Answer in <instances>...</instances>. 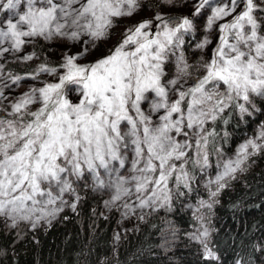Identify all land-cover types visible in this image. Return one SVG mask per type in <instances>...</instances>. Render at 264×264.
<instances>
[{"label":"snow or ice","instance_id":"snow-or-ice-1","mask_svg":"<svg viewBox=\"0 0 264 264\" xmlns=\"http://www.w3.org/2000/svg\"><path fill=\"white\" fill-rule=\"evenodd\" d=\"M207 4L199 0L193 15ZM262 4L229 0L215 6L207 26L225 22L217 26L212 54L194 64L177 51L182 34L193 30L192 20L160 13L128 28L106 54L80 64L88 47L107 38L114 18L134 14L138 0H0V13L7 14L0 20V58L33 38L82 45L79 53L65 56L60 67L66 72L57 82L33 87L8 106L0 101V217L13 226L33 217L38 223L62 210L66 193L75 197L69 205L75 210L79 196L73 185L85 176L94 187L114 190L106 205L133 195L139 208L157 201L170 205L174 190L181 196V187L191 190L194 176L187 165L209 164L208 137L215 131L206 125L228 109L250 114L255 98L264 99V20L255 14L264 12ZM209 44L205 38L197 47ZM170 57L175 71L169 77ZM56 71L40 64L29 75ZM0 97L7 99L2 91ZM258 138L264 140V130ZM250 147L260 146L252 140L241 146L239 157L217 175L212 197L226 187L221 181L240 169ZM124 207L134 211L128 202ZM208 236L205 228L193 238L203 244L206 258L218 259Z\"/></svg>","mask_w":264,"mask_h":264},{"label":"trees","instance_id":"trees-1","mask_svg":"<svg viewBox=\"0 0 264 264\" xmlns=\"http://www.w3.org/2000/svg\"><path fill=\"white\" fill-rule=\"evenodd\" d=\"M119 41L100 48L112 49ZM28 45L36 60L7 59L5 70L10 75H29L40 64L66 72L60 67L65 54L57 46L49 47L41 38ZM254 104L250 114L241 116L228 109L206 125L215 131L208 137L209 164L203 169L187 165L194 176L191 190L181 187L182 196L174 190L170 205L162 202L169 210L160 207L115 240V211L103 212L105 191L89 188L87 180L79 181L75 183L79 196L75 210L65 208L38 223L36 217L18 219L15 226L10 219L0 217V264H264V145L248 153L240 165L242 170L227 177L226 187L219 189L209 209L208 242L218 259L206 258L199 243L186 234L194 218L185 206V194L194 197L197 191L204 193L195 183L205 174L203 170L211 177L220 173L232 145L252 134L264 119V99L257 97Z\"/></svg>","mask_w":264,"mask_h":264},{"label":"rangeland","instance_id":"rangeland-1","mask_svg":"<svg viewBox=\"0 0 264 264\" xmlns=\"http://www.w3.org/2000/svg\"><path fill=\"white\" fill-rule=\"evenodd\" d=\"M229 0H209V4L205 5L198 14L193 15L195 11V6L199 3V0H171L170 3H165L163 0H138L139 8L134 12L132 16H125L120 18H114V26L109 29V33L107 38H102L100 40L95 41V45L93 47H88V51L86 55H83L79 61H94L97 57L102 54H106L108 48H100L101 45H113L114 41L122 40L123 34L126 30L138 22L143 20L153 19L157 13L165 17H174V18H181L184 16L189 17L193 22V30L189 33H183L184 44L181 49H178V52H182L185 58L188 60L189 63H196L202 57L207 59L212 54V49L215 47L217 43V38L219 36L218 25L224 23V20H218L215 24L209 28L207 26V21L210 16L213 15V8L217 5H223L228 3ZM257 3H260V0H257ZM264 7V4L261 5ZM240 11V8L236 9V12L233 13V16L236 15L237 12ZM258 15L262 20H264V12H257L255 13ZM7 14L0 13V20H3ZM226 19H232V16L227 17ZM159 22H154V27L156 30L158 29ZM205 38L210 41V44L206 46L205 49L201 50L197 47V45L202 42ZM28 39V38H25ZM34 39V38H33ZM32 39V40H33ZM88 37H84L83 40H88ZM44 43H47L49 47L57 46L60 50H62L65 56H71L79 53L81 51V42H73V41H65L61 39H52L50 41L44 40L41 38ZM9 45L5 43L4 47H8ZM131 47V45H129ZM28 55H33L32 60H36V53L34 50L27 44L23 47V49L19 52H9L5 53L3 58H0V91L3 92V97H0V101L7 103L10 105L12 102L15 101L16 98L20 97L24 93H27L31 88H40L45 86L49 83L57 82V78L64 74V70L57 69L56 73L48 74V73H40L35 79H32L30 75L23 76V79L19 81H14V76L10 75L5 69V61L7 59H11V57H26ZM165 71L167 72L168 76H172L175 71L174 66V58L170 57L169 62L165 66ZM264 130V119L257 124L255 130L250 135H245L242 140L237 143H234L232 147L229 149L231 152L228 154L223 162V166L229 161H235L239 157V151L242 145L247 143L249 140L254 141L260 147L264 145V140L258 138L259 133ZM259 149V148H258ZM257 149H252L251 147L248 149V153L253 152ZM248 156V154H247ZM246 156V157H247ZM245 160V159H244ZM243 160V161H244ZM188 168V166H187ZM189 170V168H188ZM224 170L221 169V172ZM123 171V170H122ZM205 174L200 177L201 180L195 182L197 185L204 188L205 192L201 193L197 191L193 193L194 197L190 196L188 193L185 194V206L188 208L194 218V222L186 231V234L194 241H197L193 237L195 235H199L205 228L210 230L209 227V209L213 206L216 201V196L212 197L211 192L216 191L218 185L215 183V179L217 175L220 173H216L214 177H211L206 170H203ZM238 171V170H237ZM236 171V172H237ZM190 172V170H189ZM235 172V173H236ZM234 174V173H233ZM87 180L89 184V188L97 189V187L93 186V181L90 177L85 176L84 179L80 180ZM228 179L225 178L224 181L221 183H225ZM170 186H172L170 184ZM75 188V184L73 185ZM105 191L104 198L101 200L103 206V212L109 213L111 210L115 211L116 215V225H115V240H118L119 237L123 236L126 231L130 230L131 228L135 227L138 223L142 222L146 217L153 214L157 211L160 207L163 208L165 211L169 210L168 206L162 205L163 201H157L155 205H152L148 208H139L136 205L139 201L136 200V196H123L119 201H115L113 203H109L106 205L107 201H110L112 196L115 194L114 190L108 188H102ZM76 195L78 192H76ZM73 198L75 197L70 194H65L64 199L67 201V204H64L62 210L59 213H62L65 208L69 210H73L69 205L73 203ZM200 201H205L207 204H211V207L201 206ZM125 202H128L132 205L134 211H129L124 207ZM59 206V205H58ZM67 206V207H66ZM25 221V220H24ZM12 222H10L11 224ZM209 236L206 238V242L209 247L208 242ZM200 246V252L205 255V249L201 242L197 241ZM210 248V247H209ZM211 249V248H210ZM214 253V252H213ZM215 254V253H214ZM264 255V253H263Z\"/></svg>","mask_w":264,"mask_h":264}]
</instances>
